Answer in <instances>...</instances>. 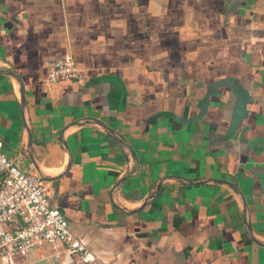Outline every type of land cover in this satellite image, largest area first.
Listing matches in <instances>:
<instances>
[{
  "label": "crops",
  "instance_id": "crops-1",
  "mask_svg": "<svg viewBox=\"0 0 264 264\" xmlns=\"http://www.w3.org/2000/svg\"><path fill=\"white\" fill-rule=\"evenodd\" d=\"M66 54L81 78L45 82ZM0 69L22 82L0 71L1 151L36 173L30 131L51 203L99 259L264 264V0H0ZM54 247L0 264H79Z\"/></svg>",
  "mask_w": 264,
  "mask_h": 264
},
{
  "label": "built area",
  "instance_id": "built-area-1",
  "mask_svg": "<svg viewBox=\"0 0 264 264\" xmlns=\"http://www.w3.org/2000/svg\"><path fill=\"white\" fill-rule=\"evenodd\" d=\"M45 82L80 79L71 55L46 61ZM60 242L79 252V264H107L76 237L64 213L54 206L36 173L26 172L0 149V250L26 253L41 244ZM55 249V247H54Z\"/></svg>",
  "mask_w": 264,
  "mask_h": 264
},
{
  "label": "water",
  "instance_id": "water-1",
  "mask_svg": "<svg viewBox=\"0 0 264 264\" xmlns=\"http://www.w3.org/2000/svg\"><path fill=\"white\" fill-rule=\"evenodd\" d=\"M0 71L3 72V73H6L7 75H10V76L14 77V78L19 82L20 87H21V91H22V82H21V79H20L19 75L13 73L12 71L6 70V69H0ZM20 101H21V103H22V105H23V104H24V98H23V96H22V93H21ZM81 123H83V121H78V122H76V123H74V124H81ZM98 123H100V124L103 126L104 130H105L109 135H111L113 138H115L117 141H119V142L121 143L120 139H118V138L116 137V135H115V134H114V133H113L108 127H106V126H105L102 122H100V121H98ZM72 124H73V123H72ZM27 134H28L27 150H28V152H29V154H30V157H31L33 163H34V167H35V172H36V174L39 176V178H40L41 180H44V179H53V178H51V177H48V176L44 175V174L38 169L37 164H36V162H34V159H33V157H32V153H31V146H30V131H29V130H27ZM64 147H65V149L68 151V149L66 148L65 145H64ZM68 153H69V152H68ZM70 160H71V157H70V154H69V162H70ZM170 176H171V175H170ZM172 176L175 177V178H177V179H179V180H184V179H182L181 177H177V176H175V175H172ZM57 177H58V176H57ZM162 179H163V178H159V179L156 181L153 191H152V192H151V193H150V194L144 199V201L141 203L140 206H138L137 208L132 209V210H125V209H123L124 212H125V213H134V212H136V211H139V210L145 208V207H146V206H147V205L153 200V198L155 197V195H156V193H157V191H158V189H159V186H160V184H161ZM227 184H229V183H227ZM229 186H231V185H229ZM232 187H233V189L238 190L237 187H236L235 185H232Z\"/></svg>",
  "mask_w": 264,
  "mask_h": 264
}]
</instances>
